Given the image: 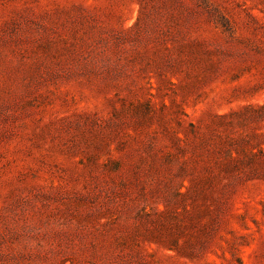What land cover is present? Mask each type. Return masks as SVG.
<instances>
[{
	"label": "rangeland",
	"instance_id": "obj_1",
	"mask_svg": "<svg viewBox=\"0 0 264 264\" xmlns=\"http://www.w3.org/2000/svg\"><path fill=\"white\" fill-rule=\"evenodd\" d=\"M0 264H264V0H0Z\"/></svg>",
	"mask_w": 264,
	"mask_h": 264
}]
</instances>
